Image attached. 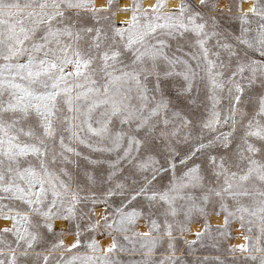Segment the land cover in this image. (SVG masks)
Returning <instances> with one entry per match:
<instances>
[{"label":"snow or ice","instance_id":"snow-or-ice-1","mask_svg":"<svg viewBox=\"0 0 264 264\" xmlns=\"http://www.w3.org/2000/svg\"><path fill=\"white\" fill-rule=\"evenodd\" d=\"M0 264H264V0H0Z\"/></svg>","mask_w":264,"mask_h":264}]
</instances>
